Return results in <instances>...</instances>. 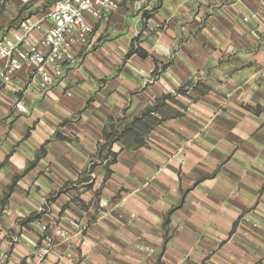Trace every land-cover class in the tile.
<instances>
[{
  "label": "crops",
  "instance_id": "1",
  "mask_svg": "<svg viewBox=\"0 0 264 264\" xmlns=\"http://www.w3.org/2000/svg\"><path fill=\"white\" fill-rule=\"evenodd\" d=\"M54 1L0 0V35L30 18L39 39ZM85 20L53 86L0 90V264L45 237L43 264H264V0Z\"/></svg>",
  "mask_w": 264,
  "mask_h": 264
},
{
  "label": "built area",
  "instance_id": "2",
  "mask_svg": "<svg viewBox=\"0 0 264 264\" xmlns=\"http://www.w3.org/2000/svg\"><path fill=\"white\" fill-rule=\"evenodd\" d=\"M120 3L121 0H55L46 15L50 25L39 39L34 37L40 28L38 23L30 18L19 21L9 34L0 35V60L3 61L0 62V90L10 85L14 74L20 70H26L31 79L38 78L41 90L53 86L61 72L55 69L52 75L45 67L66 58L73 36L84 39L92 32L85 15L98 19ZM15 109L20 113L26 112L21 102L15 104ZM70 224L81 230L79 224ZM53 233L54 238L68 235L58 227ZM51 247L52 239L42 238L33 254L26 257L22 264H43Z\"/></svg>",
  "mask_w": 264,
  "mask_h": 264
},
{
  "label": "trees",
  "instance_id": "3",
  "mask_svg": "<svg viewBox=\"0 0 264 264\" xmlns=\"http://www.w3.org/2000/svg\"><path fill=\"white\" fill-rule=\"evenodd\" d=\"M142 55H145L144 53L141 52Z\"/></svg>",
  "mask_w": 264,
  "mask_h": 264
}]
</instances>
